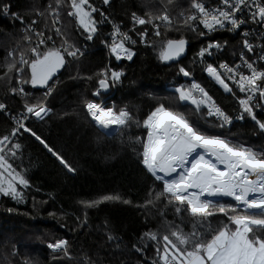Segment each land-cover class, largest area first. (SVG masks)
Instances as JSON below:
<instances>
[{
    "label": "trees",
    "instance_id": "obj_1",
    "mask_svg": "<svg viewBox=\"0 0 264 264\" xmlns=\"http://www.w3.org/2000/svg\"><path fill=\"white\" fill-rule=\"evenodd\" d=\"M90 3L98 7L101 0ZM191 3L192 0H173V3L111 0L104 8L116 24L129 25L133 13L148 19L162 15L165 10L173 24L161 28V34L152 37L147 46L133 48L131 60H111L122 73L111 101L117 112L124 109L132 119L107 136L94 126L85 108L86 102L95 100L93 93L98 91L99 73L107 61V53L102 49L109 39L107 26L97 21V34L90 43L86 42V55L66 62L54 81L52 94L44 100L43 90L30 83L27 66L20 75L15 68L8 72V66L16 62V67H20L21 52L32 58L30 49L36 46L38 38L28 29L34 20L39 31L47 38L52 37L51 48L53 44L63 45L65 38L68 43L81 46L84 33L74 17L68 15L70 0H62L58 9L57 0H0V103L11 114L7 118L0 111V138L9 135L10 147L20 145L16 155L7 159L28 181L27 186L17 185L20 193L17 198L0 193V264H163L157 254V248L163 247L162 237L177 228L190 234L196 221L185 211L177 213L175 205L169 204L165 197L155 198L163 190V183L142 163L148 132L143 122L161 104L185 115L205 134L264 153V132L252 122L247 120L242 125L223 128L203 109L196 111L181 103L168 90L180 82L179 69L184 67L224 112L231 114L236 109L234 102L205 78L197 52L208 42L225 43L224 52L214 60L220 62L235 52L238 41L225 33L202 36L201 31L185 26L180 13L187 15ZM53 9L59 11L55 27ZM56 26L60 35L55 32ZM181 38L186 40L187 56L174 63L161 60L162 45L169 39ZM50 47L41 45L40 50ZM10 52L14 55L9 56ZM13 88L17 89L15 93ZM43 103L48 109L46 117L37 121L30 116L25 126L44 143L30 132L20 131L11 136L15 128L11 117L21 120L20 112H27L26 105ZM104 195H118L121 200L85 207L83 202L98 201ZM218 201L236 205L230 199ZM208 223L217 229L228 220L218 213L209 217ZM153 233L156 240L150 238L149 234ZM205 238H210V234L206 233ZM61 239L67 240L70 255L48 247Z\"/></svg>",
    "mask_w": 264,
    "mask_h": 264
},
{
    "label": "snow or ice",
    "instance_id": "obj_2",
    "mask_svg": "<svg viewBox=\"0 0 264 264\" xmlns=\"http://www.w3.org/2000/svg\"><path fill=\"white\" fill-rule=\"evenodd\" d=\"M61 2L62 0H57V9ZM103 3L108 4L109 0H103ZM168 3H173V0H168ZM221 4L222 7L219 8H207L203 0H192L191 8L195 11L191 15L181 12L180 17L184 25L193 31L196 30L194 22L202 25L207 32H214L218 28L224 29L226 25H231L230 30L235 31L247 22L238 18L237 13L249 7V0H221ZM251 5L255 11L249 12L250 19L253 23L264 25V0H251ZM70 7L68 15L75 17L78 25L89 34L87 38L92 39V35L97 31V22L93 16L97 9L92 7L90 0H70ZM57 9L52 10L54 23L59 18ZM132 15L136 24H151L156 36L161 34V26L166 28L173 26L172 18L166 10L162 15L154 18L150 16L148 19L136 13ZM157 20L160 23H156ZM21 22L23 23L22 18ZM32 23L35 24L36 21ZM55 31L57 35L61 34L59 28ZM116 32L119 38L114 39L111 45L112 54L117 60L122 58L131 60L134 53L126 47L125 41H131L133 44L135 41L126 33H119L118 26ZM147 34V30L140 33L142 40ZM204 34L200 33L202 36ZM36 35L43 37L42 32H37ZM244 35L247 37L249 33ZM47 39L51 40L52 37L49 36ZM45 43V39L41 38L39 43L30 49L31 59L21 52L18 61L20 67H16L14 62L8 66V72L15 68L17 75H20L27 66L30 69V83L33 86H47L53 76L64 67L65 56L75 58L79 52V49L68 43L66 38L62 47L53 46L41 51L40 46ZM243 46L248 52L254 51L253 44L247 39L243 41ZM185 47V39H169L162 45L160 59L175 60L184 53ZM212 47L219 48L220 45L209 43L198 55L203 57ZM13 55L14 53H9V56ZM240 58L250 74L245 75L239 72L238 67L233 69L226 63L221 64L220 68L229 73L227 79L232 80L240 92L246 93V98L239 99L242 109L239 118L243 119V114L246 113L256 122L259 129L264 131V121L257 119L255 113L256 108L264 107V70L254 67V62H249L243 53ZM259 59L264 61V54ZM179 71L185 77L190 75L184 67ZM207 72L225 91H232L217 68L209 65ZM109 75L112 81H119L122 73L102 70L99 73L101 78L97 81L100 90H106L110 86ZM51 90L49 87L48 94ZM16 91V88L12 89L13 93ZM20 91L23 92V89ZM175 92L178 93L179 101L190 102L196 111H200L202 107L207 108L209 116L215 115L223 123H231L230 116L215 104L213 98L199 84L193 83L190 88L181 86L176 88ZM93 95L99 96L100 91L94 92ZM257 95L262 103H255ZM4 108L5 105L0 103V109ZM86 109L96 126L105 131L125 126L132 119L130 113L124 109L117 112L112 107H105L95 101L86 102ZM26 111L42 119V114L46 115L48 110L42 104H33L26 105ZM143 123L148 132L147 140L143 144L142 163L156 180L163 182V190L157 192L155 198L159 200L165 197L169 204L175 205L177 213L185 211L196 221L190 234H184L177 228L172 230L170 235L162 237L163 247L157 248V254L163 264H264V235H257V232H264V153L234 144L220 136L205 134L185 115L163 104ZM16 124L11 136H15L21 129L36 136L22 120H17ZM36 139L44 143L39 136H36ZM9 144H11L9 135L0 138V193L17 198L20 195L17 185L27 186L28 181L13 168L5 155L7 151V154L15 156V149H19L20 145L8 147ZM45 147L53 152L47 144ZM53 155L57 154L53 152ZM57 159L72 170L63 158L57 155ZM214 197H230L236 205H225L212 199ZM112 200H121V197L104 195L98 201L83 203L85 207H94L98 203ZM218 213L226 216L228 223L212 229L208 218ZM201 228L205 231H200ZM206 233L210 234V238H205ZM149 235L151 239H157L156 234ZM67 245V240L61 239L49 244L48 247L70 255Z\"/></svg>",
    "mask_w": 264,
    "mask_h": 264
},
{
    "label": "built area",
    "instance_id": "obj_3",
    "mask_svg": "<svg viewBox=\"0 0 264 264\" xmlns=\"http://www.w3.org/2000/svg\"><path fill=\"white\" fill-rule=\"evenodd\" d=\"M203 2L205 3V6L207 8H219V7H222L221 0H206V1H203ZM92 7H95V6L92 5ZM106 7L107 6L104 5L101 2L98 7H95L97 9V11L95 13H93V16H94L96 22L100 21V22L104 23L107 26L108 32H109L108 43H106L102 47V49H104V51L107 53V61H106V64H105V66H104V68L102 70H111V71L120 72L118 69H116L112 65V61H111L113 59H115L116 61H119V60H117L115 58V56L111 52V45H112L114 39H118L119 38L118 37V33L116 32L117 26L119 28V33H126L127 35H129L131 37L132 40L135 41L134 44L131 43V41H125L126 47H128L132 52H133V48H135V47H145V46H147L149 40L152 37L155 36V30H154V28H153V26L151 24H145V25L136 24L134 22V20H133V17H132L131 23L129 25H125L122 22L116 24V23L112 22L108 18L107 14H106V12L104 10V8H106ZM194 11L195 10L191 8L190 12L187 15H191ZM250 11H255V8L252 7V5H251V0H249V7L248 8L244 9L241 13H237L238 18L245 19L247 22L245 24L241 25V27L239 29L235 30V31L230 30L231 29V25H226V27L224 29H219L218 28L214 32H207V30H205L202 25H198L196 22H194V25L196 26V30L195 31L204 32L205 36H211V35H213L215 33H225L228 36H230L231 38L236 39V41H238V44H239L238 47L236 48L235 52H231L228 55L227 60H222L220 62H214V60H215V58L217 56H219L220 54H222L224 52V49H225V46H226L225 43L221 44L218 41H216V42H208L204 47H201L198 50V52H197V59H198L199 63L203 65L202 73L204 74L205 78L208 79L216 88H218L223 95L229 97L234 102V105L236 106V109L231 114H228V113L225 112L227 115L230 116L231 123H223V121L221 119L217 118L215 115L209 116L207 108H203V107L201 108L207 113V116L209 118H211L212 120L218 122V124L220 126L223 124V126H221L223 128H229V127H232V126L242 125L247 120L252 122L253 124H255L258 127L256 122L253 121L251 119V117H249L246 113L243 114V119L239 118L240 115H241V112H242L241 106L239 104V99L246 98V93L240 92L238 87L236 86V84L232 80L227 79L229 73H227L224 69L220 68L221 64L226 63L229 67H231L233 69H236L238 67L239 72H242L245 75L250 74L249 70L247 69V67L244 65L243 61L240 58L241 53H243L244 57L249 62H254V67H256L258 70H264V61L259 59V57L262 54H264V25H262L260 23H253L252 20L250 19V16H249V12ZM155 22L156 23H160V21H158V20L155 21ZM56 23L57 22L54 23V20H53L54 27H55ZM76 23H77V21H76ZM36 25H37L36 23L35 24L32 23V26L29 27V29H28L31 33H33L35 35V37L38 38L37 39V43L35 45H37L39 43V40L41 38H43L46 41L45 44L50 47V40L47 39V37L45 36V34L43 32H42L43 33V37H38L36 35L37 32H41V31L38 30ZM77 25H78V23H77ZM78 28L84 33V38H85L84 42L81 41L82 42L81 43L79 41V38H77L76 41L81 43V46H77L76 47V48L79 49V52L77 53V56L75 58L69 57V56H65V61L66 62H73L75 59L83 58L86 55V53H87L86 42L90 43L93 40V38L96 36V34H97V31H96L92 35V39H88L87 37H88L89 34L87 32H85L79 25H78ZM161 28H163V26H161ZM97 30H98V24H97ZM145 30H147L148 34L142 40L140 33L144 32ZM244 33H249V35L247 37H245ZM245 39H247L251 44H253V46H254V51L253 52H248L247 49L244 48L243 41ZM209 43H212V44L218 43L220 45V47L219 48L212 47L211 49H209L208 52H206L204 54L203 57L199 56L198 54H199L200 50L202 48H207ZM120 60L121 61H129L126 58H122ZM209 65L217 68V70L225 78V82L228 83L229 87L232 89L231 92L225 91V89L219 83H217V81L207 72V67ZM179 77H180V82L177 83L176 85L168 88V90H170L171 92L175 93L177 97H178V93L175 92L176 88L181 87V86H183L185 88H190L193 83L199 84L195 79L191 78L190 75L188 77H185L183 75V73H181L180 71H179ZM237 79H238V77H237ZM54 81H55V79L48 85V87L46 89H44L42 91L44 96L48 93V88L49 87H51V89H52L51 93L49 94V96L52 94V92L54 90V83H55ZM109 84H110L109 93L107 95H101L99 100H92V101H95V102H98V103H102L105 107L109 106V107H112L114 109L113 102L111 101V98L114 96V94L116 92L117 81H112L110 75H109ZM213 100L215 101V104L217 106H219L214 98H213ZM106 102H108L109 105H107ZM182 103H184L187 106H190L193 109H195L194 106L191 105L190 102H182ZM255 103H257V104L262 103L260 101V98H259L258 95L256 97ZM43 106L46 108L45 103H43ZM85 108H86V106H85ZM221 110H222V108H221ZM0 111L7 118H9L11 116L10 112L6 109V107L4 109H0ZM86 111H87V109H86ZM47 113H48V111H47ZM87 113H88V111H87ZM255 113H256L257 119H259L260 121H264V107L256 108L255 109ZM20 115H21L20 119L25 124L26 119H28L30 116H32L37 121H41L44 117H46L47 114L46 115L42 114L43 115L42 119L41 118H37L35 115L27 113V112H20ZM88 115H89V113H88ZM10 120L14 124V126L16 127L17 126L16 122L19 119L15 118L13 116V117H11ZM114 128H112V129H114ZM116 129H118V128H116ZM20 131H23V129H21ZM107 131L104 130V132H107ZM262 132H264V131H262ZM15 151H16V149H15ZM5 154H7V151L5 152ZM7 156H11V155L8 154ZM11 157H13V156H11Z\"/></svg>",
    "mask_w": 264,
    "mask_h": 264
},
{
    "label": "water",
    "instance_id": "obj_4",
    "mask_svg": "<svg viewBox=\"0 0 264 264\" xmlns=\"http://www.w3.org/2000/svg\"><path fill=\"white\" fill-rule=\"evenodd\" d=\"M101 2L103 3V0H101ZM110 3H111V0H109V3H108V4H105V3H103V4L106 5V6H108V5H110ZM186 56H187V46L185 47V51H184V53L181 54L180 57H178V58L175 59V60L164 61V62H166V63L179 62V61L183 60ZM65 64H66V63H65ZM64 67H65V65H64ZM64 67L61 68V69H60V70H59V71L53 76L52 80L49 81V84H50L54 79H56V78H58V77L60 76V74L62 73ZM49 84H48V85H49ZM48 85H47V86H40V85H37V87H38V88H41L42 90H44V89H46V88L48 87ZM98 91H100V95H99V96H94V95H93V98H94L95 100H99V98H100L101 95H107V94L109 93V87H108L106 90H100V89H99V86H98ZM116 130H117V129H116ZM116 130H115V132H116Z\"/></svg>",
    "mask_w": 264,
    "mask_h": 264
},
{
    "label": "rangeland",
    "instance_id": "obj_5",
    "mask_svg": "<svg viewBox=\"0 0 264 264\" xmlns=\"http://www.w3.org/2000/svg\"><path fill=\"white\" fill-rule=\"evenodd\" d=\"M74 19H75V17H74ZM75 22H76V20H75ZM77 24V23H76ZM78 26V25H77ZM56 29H57V26H56ZM56 32V31H55ZM76 40H77V38H76ZM62 42H63V45H64V39H62ZM51 44H53V43H51ZM63 45H61L60 47H62ZM53 46H55V47H57V48H60V47H58L59 46V44H57V45H52V47ZM75 47H77L76 45H75ZM51 48V47H50ZM49 96V94L47 93L45 96H43L44 97V100H45V98L46 97H48ZM181 102V101H180ZM182 103V102H181ZM184 104V103H183ZM116 111V110H115ZM90 117V116H89ZM91 119V118H90ZM91 121L93 122V124H94V126H96V124H95V122L91 119ZM97 127V126H96ZM97 128H99V127H97ZM114 128V127H113ZM105 135H108V136H111V135H113L114 133H115V129H116V127L114 128V129H110V130H108L107 132H104V130L102 129V128H99ZM147 129V128H146ZM117 131V130H116ZM8 147H10V146H8ZM6 156L8 155V154H5ZM7 157H9V156H7ZM151 174V173H150ZM152 175V174H151ZM160 182H162V181H160ZM163 183V182H162ZM212 199H214V200H220V199H230V200H232V198H230V197H214V198H212ZM234 201V200H233ZM235 202V201H234ZM51 250H53V249H51Z\"/></svg>",
    "mask_w": 264,
    "mask_h": 264
},
{
    "label": "bare ground",
    "instance_id": "obj_6",
    "mask_svg": "<svg viewBox=\"0 0 264 264\" xmlns=\"http://www.w3.org/2000/svg\"><path fill=\"white\" fill-rule=\"evenodd\" d=\"M109 6V5H108ZM53 31V30H52ZM58 39V38H57ZM150 41V40H149ZM162 175V174H161Z\"/></svg>",
    "mask_w": 264,
    "mask_h": 264
}]
</instances>
